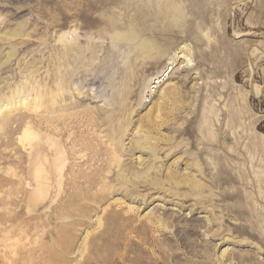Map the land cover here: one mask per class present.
I'll return each instance as SVG.
<instances>
[{
    "label": "rangeland",
    "instance_id": "obj_1",
    "mask_svg": "<svg viewBox=\"0 0 264 264\" xmlns=\"http://www.w3.org/2000/svg\"><path fill=\"white\" fill-rule=\"evenodd\" d=\"M0 264H264V0H0Z\"/></svg>",
    "mask_w": 264,
    "mask_h": 264
},
{
    "label": "bare ground",
    "instance_id": "obj_2",
    "mask_svg": "<svg viewBox=\"0 0 264 264\" xmlns=\"http://www.w3.org/2000/svg\"><path fill=\"white\" fill-rule=\"evenodd\" d=\"M136 29L134 27H132V26L126 27L125 31L119 37L122 38L123 40H125L127 43H130L133 40V38L135 37ZM136 39H137V37H136ZM146 43H149V46H148L149 47V51L156 52L159 57H161L162 55L165 54L164 53V49L160 48V46L159 45H156L154 42H151L150 43V41L148 40V41H146ZM127 45L129 46V49H130L131 44H127ZM166 45H167V43H166ZM73 49H74V47L71 48L70 47V44H66V46L64 47V51H63L64 52V55L65 56L69 55V53ZM131 51H132V49H131ZM142 53H144V52H142ZM125 57H126L125 60H124V70H125V73H127L129 75H133L135 73V69H136V62H135V60H132L130 58L128 59V57H129L128 54ZM166 68H168V67H166ZM165 71H167V70L165 69L164 72L160 76H158L157 83H160V82H163L164 81V79L166 77ZM104 99H106V98H104ZM60 118H62V115L60 116ZM59 133L62 134V135H64L65 134V129L64 128H59ZM78 135H81V134H79V133L78 134L77 133L68 134L67 139L65 140L66 141L65 143L56 145V148H55V151H54L55 158L52 160L53 165L50 162L51 165H52L51 168H50V170H52L54 174L62 175L63 174V168L65 166V160H66V158H68L70 155H75V154H77V156H78V153L77 152L80 149H83L84 147H87L90 144H93V145H90V146L91 147H94V149L96 150L95 153L97 152V150H100L99 149L100 146L99 145L96 146L93 143V138H92L93 136H90L91 138H89V137H86L85 138V137L81 136L82 137V140L79 143L78 140H76L77 137H78ZM68 143H70V146H68ZM76 146H79L80 149H77L76 150V148H75ZM79 156H80V158L83 161L88 160L87 159L88 157H85V155H83V154H79Z\"/></svg>",
    "mask_w": 264,
    "mask_h": 264
}]
</instances>
